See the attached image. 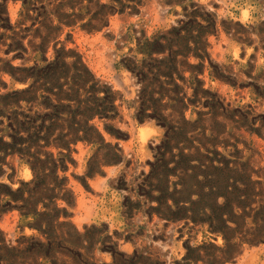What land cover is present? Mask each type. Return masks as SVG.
<instances>
[{
  "label": "rangeland",
  "instance_id": "rangeland-1",
  "mask_svg": "<svg viewBox=\"0 0 264 264\" xmlns=\"http://www.w3.org/2000/svg\"><path fill=\"white\" fill-rule=\"evenodd\" d=\"M262 262L264 0H0V264Z\"/></svg>",
  "mask_w": 264,
  "mask_h": 264
},
{
  "label": "trees",
  "instance_id": "trees-1",
  "mask_svg": "<svg viewBox=\"0 0 264 264\" xmlns=\"http://www.w3.org/2000/svg\"><path fill=\"white\" fill-rule=\"evenodd\" d=\"M17 70H20V68H16ZM167 70V72L165 73V74H169V70H170V68H167L166 69ZM85 83H81V85H80V87L79 88H83L85 85H84ZM89 89H90V91L92 92V93H96L97 91H98V88H95L93 85H91L90 87H89ZM97 99H99V101H100V109H98L99 111H98V113L100 114V116H103V117H112V116H110V115H108V111H113V110H115V105H114V96L113 95H111V94H109V92H107V90L106 91H104V93H103V96L102 97H100V98H97ZM19 114H21L22 115V118L21 119H18V117H17V115L18 114H15L14 115V117H13V121L17 124V125H19L18 127H17V129H23V130H29V129H32V128H34V129H36V130H41V128L43 127V120H44V118L43 117H40L39 115H31V114H29V113H19ZM93 114L94 113H90V114H86L85 115V117H84V122L85 123H87V121L90 119V118H92L93 117ZM56 117H59V115H56ZM145 117H150V118H156V122L158 123V124H160L161 126H163V127H167V130H168V128L170 127L169 125H167V123L164 121V119H158V117H156L155 115H154V113L153 112H151V113H146V114H142L141 116H139L138 117V120L139 121H142ZM37 120H40V123H36L37 122ZM167 130H165V132H164V135H165V140H167V136H168V131ZM16 131V130H15ZM82 137H85V135H83V136H81V138ZM167 137V138H166ZM77 138H80V137H77V131H76V135L73 137V139H71V140H73V141H75V139H77ZM86 138V137H85ZM68 143H69V141H66V142H64V143H59L60 145H56V146H63V147H65V148H67V149H69L68 148ZM45 145H49V141H48V139H46L45 140ZM202 146H204V145H202ZM195 149H199V147H196ZM52 155V154H51ZM202 157H204V158H207V156L206 155H202ZM200 159L201 158H198V160L200 161ZM208 159H210V158H208ZM63 162H64V160H61V168L64 170L66 167H65V165L63 164ZM31 170H32V172L35 174L36 173V170H35V168H34V166H32L31 165ZM56 170H57V165H53V168H52V171L53 172H56ZM36 175H37V173H36ZM63 180L65 181L66 180V178L64 177L63 178ZM57 195V194H56Z\"/></svg>",
  "mask_w": 264,
  "mask_h": 264
},
{
  "label": "bare ground",
  "instance_id": "bare-ground-1",
  "mask_svg": "<svg viewBox=\"0 0 264 264\" xmlns=\"http://www.w3.org/2000/svg\"><path fill=\"white\" fill-rule=\"evenodd\" d=\"M254 256H255V254H251V255H250V259H249V261L253 262L254 259H252V258H254ZM260 261H261V260H260ZM253 264H254V263H253ZM261 264H264V262H262Z\"/></svg>",
  "mask_w": 264,
  "mask_h": 264
}]
</instances>
